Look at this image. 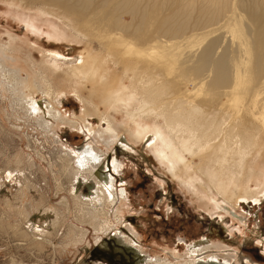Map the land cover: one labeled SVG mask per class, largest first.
I'll return each instance as SVG.
<instances>
[{"label":"bare ground","instance_id":"bare-ground-1","mask_svg":"<svg viewBox=\"0 0 264 264\" xmlns=\"http://www.w3.org/2000/svg\"><path fill=\"white\" fill-rule=\"evenodd\" d=\"M6 1L23 10L34 28L39 27L36 18L44 17L54 39L92 42L93 35L100 40L98 51L104 56L93 57L92 64L87 49L79 61L45 55L49 69L68 67L73 79L65 85L56 84L46 65H37L30 56L36 74L32 82L44 95L40 108L45 114L63 121L51 100L67 89L105 120L116 137L115 114L121 113L131 125L125 130L133 134L131 139L140 142L152 136L150 150L160 164L194 194L207 198L205 204L212 210L224 209L220 198L237 210L240 199L264 195V0ZM1 65L9 83L21 89L30 83ZM91 158H79L78 164L83 172L96 176L94 202L83 200L74 188L75 213L107 230L112 228L108 214L115 194L103 173L83 167ZM42 214L52 215L50 234L58 216L53 210ZM121 235L128 243L129 237ZM34 239L52 243L46 235L35 234ZM211 246L207 243L193 251ZM218 259L208 256L178 264H220ZM155 262L172 264L159 258Z\"/></svg>","mask_w":264,"mask_h":264},{"label":"rangeland","instance_id":"rangeland-1","mask_svg":"<svg viewBox=\"0 0 264 264\" xmlns=\"http://www.w3.org/2000/svg\"><path fill=\"white\" fill-rule=\"evenodd\" d=\"M16 9L0 1V264H156L155 258L178 264L208 256L219 258L220 264H264V195L240 199L238 211L219 197L224 209L212 210L207 198L194 194L160 164L150 150L152 136L140 142L131 139L133 134L125 132L131 125L121 113L115 114L116 137L105 120L68 89L51 100L63 121L42 111L44 95L33 85L30 56L44 66L45 55L51 53L79 61L88 50L91 64L93 57L104 54L93 35L92 42L54 39L44 17L36 18L39 27L34 28L23 10ZM1 63L30 83L22 89L9 83ZM45 67L56 84L72 82L66 65L57 71ZM84 95L89 97L88 90ZM88 155L92 161L83 167L103 173L115 194L108 214L112 228L107 230L75 213L74 188L90 202L96 194V176L78 164ZM44 210L55 211L59 219L50 234L52 215H43ZM35 234L46 235L52 243L36 241ZM207 243L212 246L193 251ZM227 256L232 258L228 263Z\"/></svg>","mask_w":264,"mask_h":264}]
</instances>
